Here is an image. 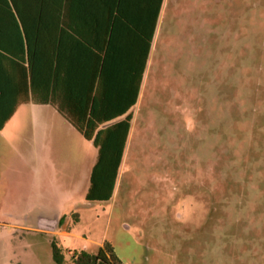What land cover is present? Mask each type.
<instances>
[{"label":"rangeland","instance_id":"374dc122","mask_svg":"<svg viewBox=\"0 0 264 264\" xmlns=\"http://www.w3.org/2000/svg\"><path fill=\"white\" fill-rule=\"evenodd\" d=\"M132 116L118 192L93 202L62 125L45 162L34 109L7 123L0 264H57L53 240L63 264L105 240L122 264H264V0H166Z\"/></svg>","mask_w":264,"mask_h":264},{"label":"trees","instance_id":"16d2710c","mask_svg":"<svg viewBox=\"0 0 264 264\" xmlns=\"http://www.w3.org/2000/svg\"><path fill=\"white\" fill-rule=\"evenodd\" d=\"M162 1L159 0L158 3L159 13ZM68 5L69 0H0V15L6 21L5 27L14 28L16 32L15 49L6 50L14 55L16 64L23 68L25 80L29 75L33 93L32 100L40 103L58 101L57 109L60 113L98 148V157L91 170L90 184L85 199L88 202L108 201L114 196L119 178L133 118L129 110L137 102L139 82L137 79L133 97L124 100L121 92H119L120 96H116L117 93L112 91L113 85L105 82L103 66L107 59L112 60L123 51L124 43L128 39L124 33L133 34L141 45L144 73L154 35L156 13L153 9L152 17L149 19L129 17L128 15L132 14L127 13L129 4L121 0H112L109 4L111 17L105 19L106 29L110 28V38L109 43L106 40L105 51L103 52L101 48L99 52L104 53L102 59L104 64L99 74L96 71L92 82H89L84 68L79 69V73L74 78L69 77L67 72V76L63 78L67 83L66 90L59 93L62 96L57 92L60 87L52 85V92L59 99L53 100L46 96L40 98L38 96L39 81L43 78L41 60L45 58L47 68L50 66L54 69L51 70L54 80L55 77L57 79L61 76L58 71L62 68L59 65L61 62L58 55L56 56L54 51L52 54L51 51H44L39 43L46 41V35L53 36L56 28H64L61 24L63 21L61 15ZM106 6L107 4H105V9ZM78 8L82 9V6ZM100 31H102L101 27ZM79 41L81 44L87 43L84 38ZM20 75L22 77V74ZM71 82H73L72 92L68 90ZM47 93H49L48 88ZM21 101H28V96L25 94L21 99L16 97L8 102V106L0 108V129L4 128ZM74 215L76 219L79 218L77 212ZM51 246L53 260L57 264H63L64 257L61 248L54 240ZM72 260L75 264H122L115 253L113 244L108 240L104 241L96 254L86 250L75 251Z\"/></svg>","mask_w":264,"mask_h":264},{"label":"crops","instance_id":"0c3cea01","mask_svg":"<svg viewBox=\"0 0 264 264\" xmlns=\"http://www.w3.org/2000/svg\"><path fill=\"white\" fill-rule=\"evenodd\" d=\"M111 1L112 0H69L68 8L64 10L61 15L63 20L61 21V24L64 28H56L53 36L48 37L46 35V41L39 43L41 49H44V51H51V54L54 51L55 55H58L61 62L59 65L62 68V70L58 71L59 75H61V79L60 77H57V79L55 77L54 80L51 75V70L53 68L50 66L47 68L45 58L41 60L43 68L41 74H43V78L42 81H39L38 96L40 98L46 96L53 100L59 99L57 95L52 92V85L54 84L60 87V89L57 90L58 94L62 90H66L65 87L67 83L63 78L67 76V72L69 77L74 78L79 73V69L84 68L89 82H92V77L96 71L99 74L102 65L104 64V61L102 60L104 58V53L100 54L99 52L101 48L103 49V52L105 51L106 40L109 43L110 38V28L108 27L106 29L105 19L111 17L109 9ZM121 1L129 4L127 7V13H132L128 15L129 17L149 19L152 17L153 9L156 13L155 30L144 73L141 45L140 42L133 37V34L124 33L128 39L124 43L123 51L116 58L112 60L107 59L105 66H103V78H105V82L113 85L112 91L117 93L116 96H120L119 92H121V97L124 100L133 97L138 79L139 89L137 102L129 110V112L132 113L143 94L144 77L158 36L160 18L166 0L162 1L160 13L158 11L159 0ZM105 4H107L106 9ZM78 6H82V9L78 8ZM5 25L6 21H4L3 16L0 15V108L3 109L8 106V102L16 97L21 99L24 98L25 94L28 96V101H21L18 104L16 111L7 123H9L21 109L32 107L35 115H38V119H36L37 125L34 130V133H36L35 142L37 140L39 148L37 156L41 161L57 162V157L54 155L61 151L60 149L58 151L57 148V142H61L60 136L56 134L57 121L60 124V127L61 125L64 127L67 134L65 142L67 144V149L69 150L68 155L71 156V158H74L73 155L80 157V160H78L80 166L76 173L80 180H83V187H89L91 170L98 157V148L92 143V141L87 140L76 129V127L64 117L62 113H60L57 109V104H59L58 101L55 100L49 101L48 103H40L32 100L33 93L29 75L27 80H25L23 68H21L19 64H16L17 61L14 55H11L6 50L15 49L16 32L14 28L5 27ZM100 27L102 31H100ZM106 33L107 36L105 37ZM82 38H84L88 44H81L79 40ZM20 74H22V77ZM74 82H77V78ZM70 85V89L68 90L72 92L73 82H71ZM47 88L49 93H47ZM50 110H52L53 113L51 118H48L46 114L47 112H50ZM56 113L61 116H57L58 114ZM7 123L3 129L6 128ZM3 129H0V131ZM118 189L119 178L112 199L115 198ZM61 234H67V231L64 230Z\"/></svg>","mask_w":264,"mask_h":264}]
</instances>
